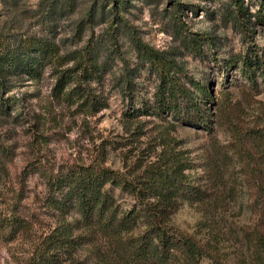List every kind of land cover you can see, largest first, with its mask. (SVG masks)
<instances>
[{
  "label": "rangeland",
  "instance_id": "374dc122",
  "mask_svg": "<svg viewBox=\"0 0 264 264\" xmlns=\"http://www.w3.org/2000/svg\"><path fill=\"white\" fill-rule=\"evenodd\" d=\"M122 1L124 8L117 9L109 0H0L1 45L40 40L55 51L39 77L17 69L7 76L5 90L0 89L3 99L16 100L9 116L0 115V215L16 202L28 223L14 239H0V264L22 263L59 225V215L46 201L48 174L93 163L119 172L140 171L165 146L191 163L184 174L206 194L204 201L178 200L170 222L207 244L223 263L252 264L246 238L256 217L249 205L264 149L254 146L251 130L264 125V92H248L238 68L225 71L224 62L248 47H264V25L252 17V23L234 20L228 14L231 0ZM174 1L180 5L176 14ZM259 1L243 0L250 15L259 10ZM198 34L210 37L215 46L202 43L204 56L192 57L182 39ZM131 37L157 51L178 54L185 79H208L205 84L215 97L228 94L222 118L211 132L169 118L128 115L133 105L139 108L140 100L150 99L157 82ZM87 52L98 65L105 61L99 77L91 80L82 76L79 63ZM63 72L70 75L68 85L54 91ZM123 74L134 85L133 102L121 89ZM88 93L102 101L98 110L85 104ZM120 202L124 208L134 204L124 195ZM77 236L83 239L74 259L64 264L101 263L103 241L82 227L74 229L72 237ZM203 264L212 263L205 259Z\"/></svg>",
  "mask_w": 264,
  "mask_h": 264
},
{
  "label": "trees",
  "instance_id": "16d2710c",
  "mask_svg": "<svg viewBox=\"0 0 264 264\" xmlns=\"http://www.w3.org/2000/svg\"><path fill=\"white\" fill-rule=\"evenodd\" d=\"M109 1L114 8H124L122 0ZM230 3L228 14L240 24L252 23V17L255 22L264 25V0L259 1V10L254 15H250L243 0H231ZM179 6L174 1L172 12L176 14ZM174 19L181 26L179 16L175 15ZM182 40L192 57L204 56L202 43L207 44L209 49L215 46L205 34H198L192 40L183 37ZM130 41L157 82L150 99L140 100L139 108L133 105L128 115L143 114L165 122L169 118L211 132L215 122L222 118V102L227 100L228 94L224 92L215 97L205 84L209 83L208 79L201 82L185 79L184 66L176 58L178 54L157 51L133 37ZM54 54L52 45L47 41L10 46L0 44V89L5 90L7 76L17 69L23 70L32 79L39 77L40 70ZM79 63L81 74L87 80L98 78L105 66V61L100 65L94 62L88 52L80 57ZM234 66L238 68L240 78L247 81L248 92H264V47H248L244 54L224 62L225 71ZM67 78L70 75L61 73L54 91L61 92L66 88ZM120 79L124 80L122 91L131 96L133 102V83L125 74ZM84 102L95 110L103 105L100 98L90 93L85 95ZM15 104V99H3L0 95V115L9 116L10 107ZM251 132L256 142L254 146L264 149V125ZM258 160L254 172L256 190L249 205L256 220L246 238L251 248L252 264H264V151H261ZM190 168L191 163L165 146L157 159L140 171L130 169L119 172L93 163L88 166H65L57 173L48 174L46 201L61 220L20 264H64L67 260L71 263L83 239L82 236L72 237L76 227H82L103 241L102 261L95 264H203L205 259L212 264H225L207 244L170 222L171 209L178 200H205L206 194L192 185V177L184 174ZM3 174L4 166L0 161V181ZM123 195L134 202L129 208L121 205ZM13 205L7 214L0 215V239L3 241L14 239L28 228L27 221L19 214L17 203Z\"/></svg>",
  "mask_w": 264,
  "mask_h": 264
}]
</instances>
